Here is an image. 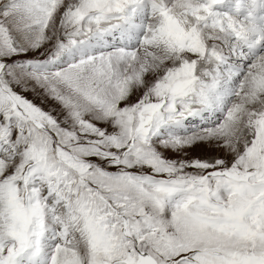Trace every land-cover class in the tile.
Returning <instances> with one entry per match:
<instances>
[{"label": "snow or ice", "instance_id": "6c2138e0", "mask_svg": "<svg viewBox=\"0 0 264 264\" xmlns=\"http://www.w3.org/2000/svg\"><path fill=\"white\" fill-rule=\"evenodd\" d=\"M0 264H264V0H0Z\"/></svg>", "mask_w": 264, "mask_h": 264}, {"label": "rangeland", "instance_id": "374dc122", "mask_svg": "<svg viewBox=\"0 0 264 264\" xmlns=\"http://www.w3.org/2000/svg\"><path fill=\"white\" fill-rule=\"evenodd\" d=\"M27 95L29 96L30 99H33L35 103L41 104L46 109L50 106V102H48V103H42V101L39 98L34 97L31 93H28Z\"/></svg>", "mask_w": 264, "mask_h": 264}]
</instances>
